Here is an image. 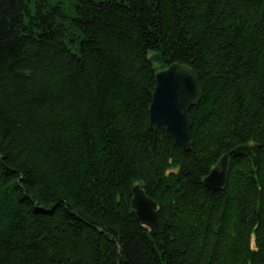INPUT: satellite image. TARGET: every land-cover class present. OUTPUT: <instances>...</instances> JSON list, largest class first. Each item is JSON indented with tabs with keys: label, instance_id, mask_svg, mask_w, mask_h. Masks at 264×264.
Returning <instances> with one entry per match:
<instances>
[{
	"label": "trees",
	"instance_id": "1",
	"mask_svg": "<svg viewBox=\"0 0 264 264\" xmlns=\"http://www.w3.org/2000/svg\"><path fill=\"white\" fill-rule=\"evenodd\" d=\"M172 62L201 88L189 149L149 125ZM242 144L257 164L204 186ZM0 264H264V0H0Z\"/></svg>",
	"mask_w": 264,
	"mask_h": 264
},
{
	"label": "water",
	"instance_id": "2",
	"mask_svg": "<svg viewBox=\"0 0 264 264\" xmlns=\"http://www.w3.org/2000/svg\"><path fill=\"white\" fill-rule=\"evenodd\" d=\"M200 96L199 80L192 68L178 62L158 70L155 73V85L149 108L150 127L154 129L158 124L164 125L179 145L189 149L191 145L189 109L199 101ZM257 147V144L238 145L230 151V155L237 156L244 152L256 165ZM228 160V153L217 160L211 171L203 178L205 186L212 190H219L224 186ZM132 191L136 199L149 207L151 216L148 215L149 212L143 222L154 229L157 224L156 213L153 211L155 202L137 185L132 188Z\"/></svg>",
	"mask_w": 264,
	"mask_h": 264
},
{
	"label": "bare ground",
	"instance_id": "3",
	"mask_svg": "<svg viewBox=\"0 0 264 264\" xmlns=\"http://www.w3.org/2000/svg\"><path fill=\"white\" fill-rule=\"evenodd\" d=\"M168 67V66H167ZM166 68V67H165ZM190 68V67H189ZM194 71V70H193ZM157 72V71H156ZM155 72V73H156ZM195 72V71H194ZM155 85V84H154ZM153 90H154V87H153ZM153 90H152V92H153ZM151 100H152V93H151V96H150V102H149V106H148V114H149V108H150V104H151ZM149 116V125H150V115H148ZM248 146H252V145H248ZM225 154V153H224ZM229 154V153H228ZM229 158H230V154H229ZM228 162H229V160H228ZM214 166V165H213ZM213 166H212V168H213ZM228 167V166H227ZM211 168V169H212ZM211 169H210V171H211ZM209 171V172H210ZM208 172V173H209ZM207 173V174H208ZM206 174V175H207ZM205 175V176H206ZM204 176V177H205ZM203 177V178H204ZM226 177H227V175H226ZM202 182H203V180H202ZM226 182V181H225ZM204 184V183H203ZM138 186L140 189H142L143 191H144V189H143V186H141L140 184H138V183H135L133 186H132V188L134 187V186ZM205 186V185H204ZM207 187V186H206ZM132 188H131V195H130V199H129V206H130V208H131V211L135 214V216H136V218L139 220V222H141V224H143L146 228H148V233H149V235L150 236H153L154 234H155V230H156V227H157V224H156V226H155V228L154 229H152L148 224H146V223H144L143 222V220L144 219H146V216H147V214L149 215V216H151V211H150V209H149V207L146 205V204H144V203H142V201H140V200H138V199H136L135 197H134V193H133V191H132ZM208 188V187H207ZM223 188V187H222ZM221 188V189H222ZM210 189V188H209ZM212 190V189H211ZM145 193V192H144ZM146 195V194H145ZM147 196V195H146ZM147 197H149V196H147ZM150 198V197H149ZM151 200H153L154 202H155V207L153 208V211H155V213H156V220L158 221V204H157V202H156V200H154L153 198H150Z\"/></svg>",
	"mask_w": 264,
	"mask_h": 264
},
{
	"label": "rangeland",
	"instance_id": "4",
	"mask_svg": "<svg viewBox=\"0 0 264 264\" xmlns=\"http://www.w3.org/2000/svg\"><path fill=\"white\" fill-rule=\"evenodd\" d=\"M64 1H66V0H64ZM172 63H178V62H172ZM172 63H171V64H172ZM155 64H156V63H155ZM169 65H170V64H169ZM169 65H168V66H169ZM193 106H194V105H193ZM189 110H190V109H189ZM190 146H191V145H190ZM237 146H238V145H237ZM234 148H235V147H234ZM230 151H231V150H230ZM229 154H230V152H229ZM230 156L235 157V156H233V155H230Z\"/></svg>",
	"mask_w": 264,
	"mask_h": 264
}]
</instances>
